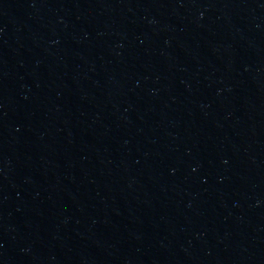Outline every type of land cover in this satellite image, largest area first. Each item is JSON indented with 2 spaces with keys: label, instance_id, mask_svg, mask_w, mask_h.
I'll use <instances>...</instances> for the list:
<instances>
[{
  "label": "water",
  "instance_id": "1",
  "mask_svg": "<svg viewBox=\"0 0 264 264\" xmlns=\"http://www.w3.org/2000/svg\"><path fill=\"white\" fill-rule=\"evenodd\" d=\"M0 264H264V0H0Z\"/></svg>",
  "mask_w": 264,
  "mask_h": 264
}]
</instances>
